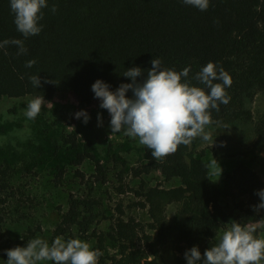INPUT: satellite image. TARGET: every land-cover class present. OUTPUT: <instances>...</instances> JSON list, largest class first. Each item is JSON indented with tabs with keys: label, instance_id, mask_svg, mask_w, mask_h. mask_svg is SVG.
I'll list each match as a JSON object with an SVG mask.
<instances>
[{
	"label": "trees",
	"instance_id": "obj_1",
	"mask_svg": "<svg viewBox=\"0 0 264 264\" xmlns=\"http://www.w3.org/2000/svg\"><path fill=\"white\" fill-rule=\"evenodd\" d=\"M42 11L41 32L24 38L14 23L10 0H0V42L22 39L27 49L18 55L14 44L0 48V95L74 93L80 105L87 106L99 101L92 91L97 79L115 91L121 83H131V78L123 75L131 67L143 69L138 81L146 78L154 58L160 59L164 68H189L187 79L201 87L195 76L211 61L232 78L226 88L229 103L211 111L214 125L224 127L230 135L238 134V150L233 148L226 155H245L244 149L254 153L264 147V107L257 119L252 109L257 94L264 90V0H209L205 11L183 0H48ZM29 60L36 62L31 68L25 67ZM33 75L41 78L39 88L30 80ZM45 79L51 82L45 83ZM126 95L131 97L132 91ZM200 141L196 138L188 146L180 145L174 154L158 161L145 147L146 161L131 168L133 176L142 179L136 192L142 200L136 204L147 208L151 232L135 218L121 216L108 232L100 231L94 227L99 201L71 193L54 235L96 238L98 264H168L170 252L175 253L174 264H187L186 250L198 246L203 255L218 243L216 238L231 215L221 202L222 193L252 221L264 224V209L257 213L253 207L260 203L257 191L263 189L259 173L239 162L226 173L222 190L210 177L208 163L197 155ZM213 153L220 155L218 148ZM87 158L94 156L79 151L71 163L84 180L86 173L80 166ZM94 168L88 179L106 183L105 165L95 160ZM154 171L179 183L148 186L142 177ZM64 172L60 168L58 177ZM124 174V170L118 173L119 181ZM11 175V167L0 164L1 191L13 189ZM118 189L124 191V185ZM171 204L176 209L169 216ZM140 233L148 249L137 247ZM108 240L119 247L118 256L107 254Z\"/></svg>",
	"mask_w": 264,
	"mask_h": 264
},
{
	"label": "rangeland",
	"instance_id": "obj_2",
	"mask_svg": "<svg viewBox=\"0 0 264 264\" xmlns=\"http://www.w3.org/2000/svg\"><path fill=\"white\" fill-rule=\"evenodd\" d=\"M36 96L40 95H0V164L11 167L10 185L13 187L7 192L0 190V264H7V249L24 247L33 238L39 237L51 244L56 238L54 230L61 213L68 208L71 193L94 197L99 201L96 209L98 222L94 227L100 231L108 232L110 225L121 216L135 218L143 224L146 232H151L147 208L136 204L142 200L136 193L142 179L133 176L131 171L132 167L146 161V146L140 145L138 138L129 137L123 130L112 132L111 116L107 109L100 107V100L81 106L74 93L45 96L40 114L35 119H29L25 115L27 102ZM263 107L264 90L252 103L254 119L261 116ZM80 110H86L89 115L87 123L83 117H75ZM98 114L102 122L98 120ZM206 131L211 134L214 143L212 140H201L197 155L208 163L210 177L220 188L223 190L226 173L243 162L259 173L264 189V147H259L254 153L244 149L247 151L245 155L229 156L227 152H232L233 148L238 150V134L230 135L227 129L213 122L206 127ZM87 145L90 147L87 148ZM215 148H218L219 156L214 155ZM79 151H88L94 156L80 166L86 173L85 180L76 175L77 167L71 164ZM95 160H100L108 169L106 183L88 179L94 172ZM60 168L65 170L62 178L58 177ZM121 170L125 171L122 182L117 177ZM142 178L148 186L162 184L169 187L179 183L178 179L165 180L160 171ZM121 184L124 191L118 189ZM221 202L231 215L226 226L220 230L217 242L233 220L253 225L258 235H264V224L252 221L246 213L236 209L224 193ZM175 209L176 205H169L167 214L172 216ZM139 236L137 247L148 249L142 233ZM60 237L67 240L64 236ZM75 238L87 241L99 251L96 238H82L80 235ZM106 248L107 254L119 255V247H114L112 241L106 242ZM167 258L168 264H174L175 253L170 252ZM41 264L53 262L44 261Z\"/></svg>",
	"mask_w": 264,
	"mask_h": 264
},
{
	"label": "clouds",
	"instance_id": "obj_3",
	"mask_svg": "<svg viewBox=\"0 0 264 264\" xmlns=\"http://www.w3.org/2000/svg\"><path fill=\"white\" fill-rule=\"evenodd\" d=\"M183 3L201 11L209 7V0H183ZM47 6L48 0H10L14 23L24 38L41 32L39 22L43 18L42 10ZM56 10L53 4L51 11L55 13ZM9 43L18 47V55L27 52L22 39L0 42V48ZM35 63V60H29L25 67L31 68ZM151 65L146 78L140 81L137 77L142 75L143 69L138 66L127 69L123 75L130 77L131 83H121L115 91L101 79L92 84L95 98L101 101L100 107L107 109L111 116L112 132L123 130L129 137L138 138L140 145L152 150L156 161L174 154L180 145H190L196 138L214 143L206 127L212 123L211 111H219L220 104L229 103L226 88L232 84L230 74L209 61L195 76V80L203 85L201 87L187 79L189 68L182 71L164 68L158 58L152 59ZM30 80L34 87L41 86L39 75L30 76ZM44 82L51 81L45 79ZM129 90L132 91L131 97L126 95ZM44 101L43 96L30 99L25 115L35 119ZM75 117H83L85 123L90 119L86 110L78 111ZM98 120L102 122L99 114ZM220 170L222 172L221 167ZM256 194L260 203L253 207L259 213L264 209V189ZM6 251L7 264H41L44 261L53 264H98L100 255L87 241L79 238L66 240L60 236L51 244L37 237L24 247L16 246ZM184 256L187 264H262L264 235H258L253 225L233 220L221 233L218 243L207 248L203 255L198 246H193L185 251Z\"/></svg>",
	"mask_w": 264,
	"mask_h": 264
}]
</instances>
